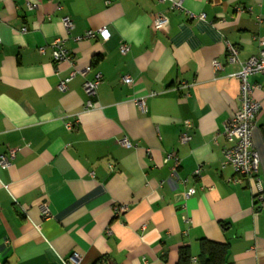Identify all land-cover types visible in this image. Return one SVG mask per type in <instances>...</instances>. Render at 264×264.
Listing matches in <instances>:
<instances>
[{
	"label": "crops",
	"instance_id": "0c3cea01",
	"mask_svg": "<svg viewBox=\"0 0 264 264\" xmlns=\"http://www.w3.org/2000/svg\"><path fill=\"white\" fill-rule=\"evenodd\" d=\"M182 6L0 0V155L16 150L0 167V264H62L72 252L80 264H177L182 246L197 264L200 239L227 244L232 264H264V200L253 208L248 180L222 167L223 127L239 108L238 81L227 77L239 66L226 62L224 41L238 48L240 61L258 54L264 0ZM157 14L168 21L161 31L152 28ZM64 17L73 25L69 33ZM99 28L107 41H73ZM56 38L72 64L53 62ZM121 44L129 47L124 55ZM214 60L222 71L214 72ZM73 71L60 92L58 82ZM96 72L94 108L84 110L82 86ZM123 75L130 85L121 83ZM249 81L261 105L252 145L264 196V78ZM141 97L144 112L134 101ZM185 121L191 140L180 144ZM122 138L131 146L122 147ZM169 153L179 159L173 177V161L164 162ZM116 205L127 211L114 215Z\"/></svg>",
	"mask_w": 264,
	"mask_h": 264
},
{
	"label": "built area",
	"instance_id": "2783aa9c",
	"mask_svg": "<svg viewBox=\"0 0 264 264\" xmlns=\"http://www.w3.org/2000/svg\"><path fill=\"white\" fill-rule=\"evenodd\" d=\"M159 3H168L169 8L172 11H184L182 6V0H154ZM109 4V2H106ZM238 12H250L249 8H237ZM189 17H195L189 14ZM198 19L204 20V15L200 14L197 16ZM260 23L261 20L257 19ZM61 23L66 33H69L73 25L71 21L64 17L61 19ZM167 18L163 14H157L152 22V28L156 31H161L167 26ZM25 32V29H21V33ZM109 33L105 28H99L97 30H87L80 36L73 38V41L78 43L84 40L98 39L102 42L109 39ZM1 42V40H0ZM225 57L228 64H237L239 70L235 73L229 74L227 77L236 79L238 81V100L239 108L235 114L225 123L223 127V137L225 140V147L222 149V167H229L232 169L235 175L246 178L249 186L254 190L252 207L257 209L258 206L263 202L264 196L260 185V179L257 176L259 158L252 145V132L256 125V119L261 111V105L253 98V91L258 88L257 85L250 83V78L254 76H262L264 78V42L263 47L259 50L257 55L251 56L245 61H240L238 58V48L225 40ZM52 48V59L55 64L69 63L72 64L73 59L69 50L64 46L63 40L56 38L51 43ZM129 51L127 44H121L119 46V52L124 55ZM40 54L44 53V49H39ZM212 68L214 72L222 71L223 66L220 62L214 60L212 62ZM89 71V68H86ZM85 71V72H86ZM76 71L71 72L68 77L61 79L58 82L57 88L60 92L67 90V84L76 75ZM121 83L130 85L132 80L129 76L123 75L120 78ZM101 82V74L96 72L89 81H85L82 89L87 97L84 103V110H91L94 108L93 99L96 96V90ZM183 88H188L186 84H182ZM155 93H150L149 96H154ZM137 108L144 112L145 110V97L137 98L134 100ZM76 124V122H75ZM67 130H71L74 127V123H66ZM184 130L179 136V143L186 144L190 142L191 136L189 130L192 129L190 122L185 121L183 123ZM119 144L122 147H130V143L126 138L119 140ZM16 150L10 149L5 154L0 155V167L6 168L15 156ZM172 160L173 166L171 168L170 176H174V172L179 165V159L174 153H169L165 156L164 162ZM200 168L194 171L195 176H199ZM194 194V189L190 188L187 191L186 196ZM127 211L126 205H116L114 207V215L119 216ZM42 215L44 218L48 216V210L46 206L42 207ZM187 222V220H185ZM81 257L77 252H72L71 255L62 260V264H80Z\"/></svg>",
	"mask_w": 264,
	"mask_h": 264
},
{
	"label": "trees",
	"instance_id": "16d2710c",
	"mask_svg": "<svg viewBox=\"0 0 264 264\" xmlns=\"http://www.w3.org/2000/svg\"><path fill=\"white\" fill-rule=\"evenodd\" d=\"M197 264H232L229 261L228 245L212 242L206 239L199 240V254ZM177 264H192L189 248L182 246L178 252Z\"/></svg>",
	"mask_w": 264,
	"mask_h": 264
}]
</instances>
